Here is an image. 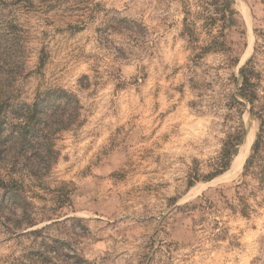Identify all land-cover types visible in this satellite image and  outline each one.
<instances>
[{"label": "rangeland", "instance_id": "rangeland-1", "mask_svg": "<svg viewBox=\"0 0 264 264\" xmlns=\"http://www.w3.org/2000/svg\"><path fill=\"white\" fill-rule=\"evenodd\" d=\"M233 4L225 46L208 0H0V99L77 100L47 172L0 160L33 204L0 209V264H41L53 241L68 262L47 264H264V186L245 172L260 122L232 103L248 65L264 95V0Z\"/></svg>", "mask_w": 264, "mask_h": 264}, {"label": "trees", "instance_id": "trees-1", "mask_svg": "<svg viewBox=\"0 0 264 264\" xmlns=\"http://www.w3.org/2000/svg\"><path fill=\"white\" fill-rule=\"evenodd\" d=\"M208 6L210 18L217 14L220 16V21L225 24L220 35L214 36L211 43L221 40L226 46L225 29L235 24L236 20L233 0H208ZM240 75L242 84L237 95L232 97V103L240 107L248 103L250 111L260 122L251 154L246 161L245 172H253L259 167L254 174L259 176L260 183L264 186V95L259 97L258 83L255 82V79H260L261 75L256 74L254 68H250L249 65L241 69ZM75 100V96L63 89H50L44 95H39L33 104H10L9 101L0 99V160L5 161L7 153H10L12 166H17L20 161H23L31 174L47 172L59 156L54 148L55 136L68 129L76 120L77 100ZM256 103H261L258 110ZM241 112L240 110L239 113ZM242 141L243 133L240 130L229 136L222 150L220 166L215 171V176L230 168ZM243 184L247 186V182ZM32 207V202L12 175L7 181L0 178L1 210L14 213L16 209H21L27 219ZM37 233L38 231L34 232V234ZM59 243L58 241L43 243L40 253L45 256V260L41 261V264L50 262L48 256L52 253L57 255L56 257L63 254L61 256L63 262H68V255L64 254L65 248L63 245H58ZM74 259V264H81L82 259L78 255L74 256Z\"/></svg>", "mask_w": 264, "mask_h": 264}, {"label": "water", "instance_id": "water-1", "mask_svg": "<svg viewBox=\"0 0 264 264\" xmlns=\"http://www.w3.org/2000/svg\"><path fill=\"white\" fill-rule=\"evenodd\" d=\"M247 143H248V140H246V144L245 145H247Z\"/></svg>", "mask_w": 264, "mask_h": 264}, {"label": "bare ground", "instance_id": "bare-ground-1", "mask_svg": "<svg viewBox=\"0 0 264 264\" xmlns=\"http://www.w3.org/2000/svg\"><path fill=\"white\" fill-rule=\"evenodd\" d=\"M240 156H241V155H240ZM242 159H243V158H242ZM242 159H241V160H242ZM240 165H241V164H240ZM195 192H197V191H195Z\"/></svg>", "mask_w": 264, "mask_h": 264}]
</instances>
